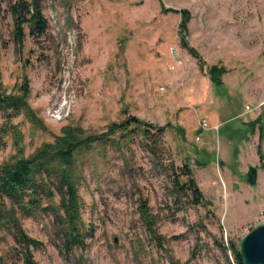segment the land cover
I'll list each match as a JSON object with an SVG mask.
<instances>
[{"label":"rangeland","instance_id":"1","mask_svg":"<svg viewBox=\"0 0 264 264\" xmlns=\"http://www.w3.org/2000/svg\"><path fill=\"white\" fill-rule=\"evenodd\" d=\"M13 1L0 0V93L26 87L34 120L12 119L21 139H0V167L63 130L102 137L112 124L126 127L108 137L118 146L83 149L73 164L82 247L66 249L44 212L0 208L41 243L29 247L34 262L234 264L231 246L264 223V0H38L46 33L25 28L22 39ZM181 11L196 55L180 45ZM213 66L225 70L220 85ZM135 119L162 136L144 143ZM185 165L199 205L174 185L185 182ZM23 260L9 225H0V264Z\"/></svg>","mask_w":264,"mask_h":264},{"label":"trees","instance_id":"2","mask_svg":"<svg viewBox=\"0 0 264 264\" xmlns=\"http://www.w3.org/2000/svg\"><path fill=\"white\" fill-rule=\"evenodd\" d=\"M10 9L17 39H22L25 28H28L29 34L36 37H41L46 33L47 22L41 12L38 0L31 2L14 0ZM162 11L166 12V10ZM180 15L182 18L179 24L180 45L189 54L196 55L193 50L188 48L184 40L189 13L181 11ZM224 71L223 68L217 66L209 68L208 74L212 83L220 85V77ZM20 92L22 95L0 93V139L13 133L15 146H18L21 134L16 126L12 125V119L25 113L31 121L34 120L32 118L34 115L31 114L26 102L28 89L24 87ZM134 121L137 125L138 136L144 143L160 138L163 134L161 128H154L136 119ZM125 128L124 124H112L108 128V134L102 137H79L81 134L74 129L63 130L53 144L44 145L28 158L19 155L12 164L0 167V208L4 207V203L7 202L12 209L27 215H32L38 210L44 212L53 218L57 227L62 229L66 249L71 246L82 247L85 232H82L80 225L81 202L77 194L73 164L83 149H90L98 144L104 147L118 146V140H112V138L109 140L108 137L124 133ZM18 151L21 152L19 149ZM182 170V175L187 177L185 182L180 184L175 181L174 185L185 197L191 198L194 205H199L202 195L192 178L188 165H185ZM56 197L58 204L54 207L53 203ZM143 216L145 215L143 214ZM2 224L9 225L15 243L24 248L23 264H36L29 247H38L41 243L27 236L20 229L15 218L13 219L6 213L2 214L0 210V225ZM230 251L233 255V263L243 264L239 249L232 245Z\"/></svg>","mask_w":264,"mask_h":264},{"label":"water","instance_id":"3","mask_svg":"<svg viewBox=\"0 0 264 264\" xmlns=\"http://www.w3.org/2000/svg\"><path fill=\"white\" fill-rule=\"evenodd\" d=\"M247 182L255 185L257 170L250 167L246 173ZM239 254L243 264H264V223L251 230L239 243Z\"/></svg>","mask_w":264,"mask_h":264},{"label":"built area","instance_id":"4","mask_svg":"<svg viewBox=\"0 0 264 264\" xmlns=\"http://www.w3.org/2000/svg\"><path fill=\"white\" fill-rule=\"evenodd\" d=\"M200 127H201V129L202 130H205L206 128H207V123H206V121H202V124L200 125ZM199 138H197V140H198Z\"/></svg>","mask_w":264,"mask_h":264}]
</instances>
